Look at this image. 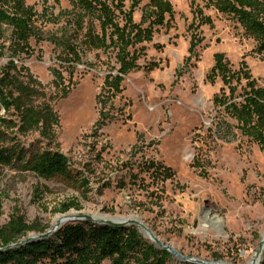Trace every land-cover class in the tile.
<instances>
[{
  "label": "rangeland",
  "instance_id": "obj_1",
  "mask_svg": "<svg viewBox=\"0 0 264 264\" xmlns=\"http://www.w3.org/2000/svg\"><path fill=\"white\" fill-rule=\"evenodd\" d=\"M26 1L43 15L37 22L42 39L33 38V52L16 62L41 82L37 88L44 94L36 103L48 101L57 113L56 140L50 145L70 159L73 173L46 178L0 165L1 224L18 215L48 229L65 215L136 218L145 225L137 228L148 242L154 243V235L187 257L248 262L264 233V151L214 98L233 90L240 101L249 79L264 87V52L254 37L217 8L216 0H170L172 18L144 43L139 66L113 95L104 88L107 75L119 67L112 49L86 48L80 34L74 42L81 60L70 64L49 39L61 34L68 19H47L73 9L72 0ZM134 17L141 21L142 8ZM218 53L239 74L229 84L211 74ZM7 61L5 56L0 66ZM38 139L36 132L25 141ZM158 165L174 175L163 179L154 168ZM71 202L81 208L60 211ZM207 212L218 222L208 220ZM76 221L82 220L62 226ZM182 262L173 255L170 264Z\"/></svg>",
  "mask_w": 264,
  "mask_h": 264
},
{
  "label": "trees",
  "instance_id": "obj_2",
  "mask_svg": "<svg viewBox=\"0 0 264 264\" xmlns=\"http://www.w3.org/2000/svg\"><path fill=\"white\" fill-rule=\"evenodd\" d=\"M72 2L73 9H61L59 15L47 19L59 21L63 15L68 19L61 34L49 39L61 49L62 61L70 64L81 60L82 50L74 42L80 34L86 48L112 49L119 67L116 74L107 75L104 88L113 95L121 92L125 76L139 66L146 49L144 43L152 41L158 28L168 24L174 14L170 0H149L144 7H140L143 0ZM216 4L222 12L232 14L254 37L258 50L264 52V0H216ZM138 8H142L140 22L134 17ZM41 17L26 0H0V60L8 56V61L0 66V111L6 114L0 115V165L30 169L46 178L72 176L70 159L50 145L56 140L59 117L50 102L36 103L44 94L37 88L41 82L16 62L23 54L33 52V38L42 39L37 24ZM7 27L11 29L10 35ZM195 42L192 39L191 50L197 46ZM215 60L211 74L221 76L226 84L238 77L223 54H216ZM54 73L59 74L56 70ZM235 93L232 90L230 95H216L214 101L264 151V87L249 79L240 101ZM36 132L39 139L26 143L25 138ZM154 168L163 179L174 175L169 167ZM82 181L88 185L87 178ZM72 207L81 208L71 202L60 211L67 212ZM2 216L0 193V264H103L105 260L110 264H170L173 260L174 254L148 242L135 225L113 226L82 220L61 225L46 238L23 242L29 232H45L48 226L28 224L20 215L3 225ZM183 261L181 264H192Z\"/></svg>",
  "mask_w": 264,
  "mask_h": 264
},
{
  "label": "water",
  "instance_id": "obj_3",
  "mask_svg": "<svg viewBox=\"0 0 264 264\" xmlns=\"http://www.w3.org/2000/svg\"><path fill=\"white\" fill-rule=\"evenodd\" d=\"M65 220L66 221L86 220V221H90V222H93V223L107 224V225H113V226L136 225L138 227L146 228L143 223H141L140 221H138L136 219L129 220V221L115 222V221H112V220L94 218L93 216H90V215H87V214H79V215H73V216L65 215ZM60 226H61V224L57 223L56 225H54L52 228L46 230L45 232H40V233H37L36 235L29 236L23 242H28V241H31V240H37V239L46 238L49 235H51L52 233H54ZM151 239L154 241L156 246H158V247H160L162 249H165V250L171 252L172 254H174L175 256L179 257L180 259L188 261V262H190L192 264H215V263L219 262V261H206V260H203V259H200V258H197V257H187V256L179 253L174 247H172L170 245H165L156 236L152 235ZM263 253H264V239H262V241L259 244V248L256 251V254H257L258 257H261V255Z\"/></svg>",
  "mask_w": 264,
  "mask_h": 264
},
{
  "label": "bare ground",
  "instance_id": "obj_4",
  "mask_svg": "<svg viewBox=\"0 0 264 264\" xmlns=\"http://www.w3.org/2000/svg\"><path fill=\"white\" fill-rule=\"evenodd\" d=\"M93 217H94V218H99V219L112 220V221H115V222L129 221V220L136 219V218H133V219H128V218H126V219H125V218L114 217V216H108V215H103V214H101V215L96 214V215H94ZM206 217H207L208 220H210V221H212V222H215V223L218 222V220L216 219V217L213 216V215H211L209 212L206 213ZM58 219H59V221H57ZM55 221H57V222H55V224L60 223V224L62 225V223L66 222V220H65V216L58 217ZM31 236H33V235H31ZM262 239H264V233H263ZM262 239H261V241H262ZM261 241H260V242H261ZM258 248H259V247H258ZM257 250H258V249H256V250L254 251V254H253V256L251 257V259H249V261L246 262L245 264H261V257H258L257 254H256V251H257ZM215 264H231V263H227V262L219 261L218 263H215Z\"/></svg>",
  "mask_w": 264,
  "mask_h": 264
}]
</instances>
